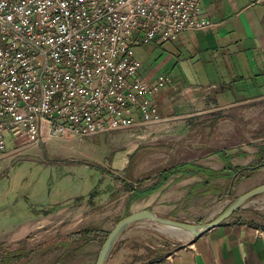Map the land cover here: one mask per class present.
<instances>
[{"label":"crops","instance_id":"obj_1","mask_svg":"<svg viewBox=\"0 0 264 264\" xmlns=\"http://www.w3.org/2000/svg\"><path fill=\"white\" fill-rule=\"evenodd\" d=\"M200 6L212 26L180 33L175 40L162 43L158 54L156 47L149 46L147 51L156 54L155 62L140 77L151 82L159 74L169 76L171 83L157 94L155 102L164 118L159 125L183 135L175 145L220 148L231 158V165L245 166L256 159L258 147L264 144L260 128L246 132L243 122L244 104L252 107L264 101V0H201ZM135 57L141 68V59L136 53ZM255 112L259 121L260 112ZM205 131L210 136L216 131L224 134L219 139L210 137L207 143ZM246 133L258 136L251 139ZM189 162L212 170L224 167L216 155L207 153L176 164ZM105 178L101 175L98 181ZM206 181L201 174H176L158 191L135 199L131 211L148 209L165 218L191 212L194 223L202 224L206 221H201L200 211L205 210L207 199L223 196L222 191L208 192V186L223 187L225 183L224 179L210 184ZM95 182L87 185L77 178L53 179L38 204L30 202L38 214L22 225L13 239L19 244L23 240L22 246L12 250L29 251L54 238L99 227L102 223L98 220L110 211L111 190L103 188L94 195ZM261 184L264 170L238 183L228 193L229 203L234 195ZM253 198L219 225L171 250L145 243L130 227L117 239L104 264H264V197ZM101 202L104 207L96 209ZM99 243L73 241L66 247L45 246L28 264H94Z\"/></svg>","mask_w":264,"mask_h":264},{"label":"built area","instance_id":"obj_2","mask_svg":"<svg viewBox=\"0 0 264 264\" xmlns=\"http://www.w3.org/2000/svg\"><path fill=\"white\" fill-rule=\"evenodd\" d=\"M201 0H0V160L18 147L164 121L171 80L135 49L212 26Z\"/></svg>","mask_w":264,"mask_h":264},{"label":"rangeland","instance_id":"obj_3","mask_svg":"<svg viewBox=\"0 0 264 264\" xmlns=\"http://www.w3.org/2000/svg\"><path fill=\"white\" fill-rule=\"evenodd\" d=\"M161 44L151 42L135 49V53L142 61L139 69L141 76L149 71V67L155 62L157 49L161 48ZM149 46L156 47L155 55L147 51ZM243 111L246 132L251 133L253 127H256L255 130L260 128L261 142H264V101L252 107L244 104ZM255 111L260 112L259 121L254 116L257 115ZM221 132L216 131L210 136L209 132L205 131L207 143L210 142V137L219 139V135L224 134ZM176 134L167 127L154 124L105 132L83 140L73 137L65 140H49L42 145H28L23 148L18 147L17 142L12 143V138L6 134V150L16 147L17 150L0 160L1 251H10L22 246L23 240L19 244L14 243L13 239L18 231H21L22 225L32 220V216L37 215L39 211L33 212L34 208L30 206V202L35 201L38 204L41 194L53 179L77 178L87 185L96 181L92 188L94 195L103 188L111 190L108 202L110 211L103 219L98 220L102 224L95 227L100 230L105 228L102 231L108 234L118 220L132 213L131 203L137 199L133 192L144 190L155 183L160 171L183 164L176 163L198 157L203 153L214 155V152L221 151L220 148L209 145L206 148L175 145L183 138L181 133ZM246 135L251 139L258 136L248 135V133ZM101 175L106 176L103 182L98 181ZM206 179L207 184L217 182V180L209 181L207 177ZM122 182H126L125 186ZM224 185L225 183L223 187L208 186V192L217 194L222 191L223 196L219 200L216 197L207 199L205 210L200 211V214H203L201 221H206L204 223L213 220L231 203H229L228 193L223 190ZM261 194L260 198L264 197V193ZM236 197H238L237 194L234 195V199ZM98 206L96 209L104 207L102 202ZM194 216L193 213L186 212L181 217L169 219L195 224ZM130 227L131 233L141 236V240L145 243L164 250L174 249L191 237L184 231L171 229L153 221H140ZM102 238H104L103 235Z\"/></svg>","mask_w":264,"mask_h":264},{"label":"trees","instance_id":"obj_4","mask_svg":"<svg viewBox=\"0 0 264 264\" xmlns=\"http://www.w3.org/2000/svg\"><path fill=\"white\" fill-rule=\"evenodd\" d=\"M214 155L223 163L221 170H212L210 168L197 166L193 163H183L174 167L165 168L158 174V178L155 183L151 184L148 188L135 191L134 197H142L150 195L159 190L165 183L174 175L181 174L182 176H193V175H205L209 181L224 179L225 185L223 190L230 193L236 184L243 182L257 171L264 170V144L258 147V153L256 159L246 164L245 166H233L230 163V157L226 154L225 150L216 151ZM125 186L126 182H122ZM133 191V190H131ZM102 235L104 238H102ZM107 233L95 228H86L71 234H67L58 238H54L50 243L38 245L32 250L26 251L23 249L19 250H2L0 249V264H27L36 254L45 249V246H63L66 247L70 242L73 241H85V242H98L105 239ZM57 264V263H55Z\"/></svg>","mask_w":264,"mask_h":264},{"label":"water","instance_id":"obj_5","mask_svg":"<svg viewBox=\"0 0 264 264\" xmlns=\"http://www.w3.org/2000/svg\"><path fill=\"white\" fill-rule=\"evenodd\" d=\"M39 145H42V143H39ZM261 193H264V184H261L260 186H257L247 191L246 193L236 197L231 201L230 204L225 207V209L218 216H216L210 222L203 224H192L161 217L148 209L130 213L118 220L114 227L108 232L106 238L101 244L94 264H104V262L110 255L117 239L134 223L140 221H153L171 229L184 231L191 237L196 238L202 233L222 223L224 220L229 218L235 212V210L244 205L246 201L260 195Z\"/></svg>","mask_w":264,"mask_h":264}]
</instances>
